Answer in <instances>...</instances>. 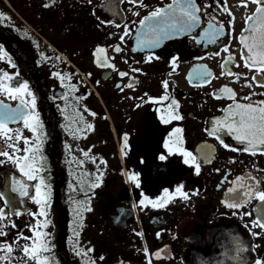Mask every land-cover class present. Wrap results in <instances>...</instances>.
<instances>
[{
	"label": "flooded vegetation",
	"instance_id": "1",
	"mask_svg": "<svg viewBox=\"0 0 264 264\" xmlns=\"http://www.w3.org/2000/svg\"><path fill=\"white\" fill-rule=\"evenodd\" d=\"M171 2L0 0V84L26 83L36 105L24 111L38 115L42 124L34 133L23 120L6 121L9 136L19 132L21 138L5 142L0 136V150L13 157L0 155V230L6 233L0 245L14 249L0 264H35L22 248L32 246L37 233L47 234L45 255L51 264L264 261V228L253 226L264 223V202L243 196L264 191V148L252 155L226 129L209 134L217 120L228 116L229 105L235 110L236 103L264 100V81L252 79L257 73L244 66L247 50L240 42L241 35H252L245 29L253 23L247 17L256 5L196 0L201 11L194 31L139 48L138 35L154 38L140 20ZM224 4L231 17L221 10ZM221 24L224 35L212 42L209 25ZM225 46L228 52L222 51ZM97 48L105 49L99 64ZM0 103L7 106L0 107V119L22 107L19 98L3 91ZM177 112L182 119H170ZM217 136L241 150L226 149ZM177 147L196 157L198 174ZM27 148L33 149L39 169L34 180L13 162L33 155ZM41 179V193H49L46 215L36 203ZM21 185L27 196L20 194ZM232 203L242 206L229 207Z\"/></svg>",
	"mask_w": 264,
	"mask_h": 264
},
{
	"label": "snow or ice",
	"instance_id": "2",
	"mask_svg": "<svg viewBox=\"0 0 264 264\" xmlns=\"http://www.w3.org/2000/svg\"><path fill=\"white\" fill-rule=\"evenodd\" d=\"M89 3H91V0H88ZM129 3L136 4L137 0H128ZM255 4L256 9L255 13L251 16L247 17L248 21H252L253 23L248 29H245V31H250L252 33L251 36H244L241 35L240 42L244 46V48L247 50V55L244 56L242 53V57L244 59V66L254 68L256 70L257 75L254 76L252 79L254 81H264V0H242V6L247 7L248 4ZM47 6V5H46ZM141 6H143L141 4ZM221 10L223 12H226L229 17L232 16V13L228 10V7L226 4L221 6ZM201 11V8L197 6L196 0H172L171 3H169L164 8H157L150 12V14L143 19L140 20V25L143 28L146 23L148 27V31L153 34L154 38L152 39H141L140 36H137V44L139 48L144 47H156L160 44V41L162 38H173L175 35H179L181 33L187 34L192 31H194L200 24V16L198 13ZM134 15H139V13H133ZM0 18H3L2 15H0ZM150 22V23H149ZM101 23H105L104 21H101ZM210 29H213V36H212V42H215L216 38L219 36L224 35V26L221 24L218 28H213L212 25H209ZM208 33L206 32L205 35ZM129 35L128 30L126 29L124 32V36ZM124 36L121 37V40H123ZM116 52H120L121 48L116 47ZM222 51L228 52L229 48L225 46ZM105 53L104 48H97L95 55L97 56V63H100V57L102 54ZM6 55V53H5ZM216 55H219V53H216ZM153 59L152 56L148 57V61L150 62ZM229 60H231V57H229ZM106 63V62H105ZM172 65L175 67L177 63V59L174 58L172 60ZM228 61H225V65H227ZM108 67H113L111 64H107ZM138 71V70H137ZM90 75V74H89ZM121 76L127 75V73H120ZM5 79H11L7 74H5ZM131 87V85H128ZM251 87V85H248ZM262 86H264V83H262ZM163 87L165 89L168 88V82H163ZM0 91L6 92L9 95V98L11 99H20L22 107L20 109L15 110L14 112L6 113L3 119H0V136H3L5 139V142L8 140H14L18 141L21 138V135L19 132L15 134V136H9V129L7 127L6 121H16V120H23L24 127L28 128L32 132H38L42 129V124L39 120L38 115L33 116L30 114H26L24 109H35L36 100L35 97L32 95V93L28 90V85L22 84L19 87L16 88H10L7 86H4L3 84H0ZM224 92L229 93L230 99H235V94L232 92L231 89L224 88ZM32 97L30 103L29 101L25 100L24 96ZM261 95H264V93H261ZM164 99H168V97H164ZM245 100H251V97H244ZM171 104L176 106L178 108V104L175 100L171 101ZM0 107H7L6 105H3L0 103ZM235 110H233V105H229L228 109L226 110L228 112V116L224 118L223 121L217 120L216 125L218 127H214L212 131L209 133L210 135H215L216 133L226 129V134L232 135L234 139L240 143H244L247 146L243 148L242 150L245 152H249L252 155L256 154V150L258 148H264V100H261L256 103H236L234 106ZM161 119H164V117H161ZM170 119L179 120L182 119V117L177 113L170 114ZM165 123H168V119H164ZM88 128H91L92 125H88ZM181 129H176L177 133H180ZM221 145L225 147L226 149H229L231 151H240L241 149L237 148H230L228 144L224 142V140L220 137H216ZM39 140L40 138L37 137ZM126 141V137H125ZM25 143H28L27 140H25ZM177 145L179 144V141H175ZM126 146V145H125ZM167 146V145H166ZM9 148H14L15 144H8ZM19 151V149H16ZM39 148L37 147L36 151H38ZM25 152L33 153V155H25L22 160L20 158H16L13 162L20 166L21 172L27 176L29 180L36 179V173L39 171V169L36 167L35 163V155L34 151L31 148L24 149ZM172 149L169 147V152L171 153ZM177 151L181 153L185 157L184 163L195 166L197 174L200 171L199 164L196 162V157L192 155L190 152L184 151L182 148L177 147ZM261 154H264V151H262ZM0 155L7 157L9 160H13V157L10 155L9 152L0 150ZM87 155V153H85ZM165 156H160V159H165ZM2 163V161H0ZM27 169V170H26ZM129 180L136 181L137 177L135 176H129ZM41 185H44V180H40V185H37L36 192L37 196L41 197L40 199H36V203L41 204V215H46V212L44 211L45 207L50 206L48 197L49 193L45 191L44 193H41ZM98 184H93L92 187H98ZM137 186L139 184L137 183ZM46 187V186H45ZM21 188L23 189L21 191L22 196H27L28 192L27 189L21 185ZM180 189H177V192H179ZM235 189H229V192H234ZM167 195V193H166ZM183 195V194H182ZM243 196L247 198H256L257 200L264 202V191H245L243 192ZM184 198L186 199L187 196L185 195ZM143 203V202H142ZM148 203H152L153 206H157L154 202L149 201ZM159 206H164L163 203H161ZM229 207L238 208L241 207V203H232L228 205ZM89 211L91 209H88ZM19 215V213H17ZM3 216V213L0 212V217ZM47 224V221L45 222V226ZM254 227H260L264 228V223H261L259 221L254 222ZM79 235V233H76ZM6 233H4L2 230H0V236H4ZM46 233H37L36 239L33 241L32 246H24L22 248V252L24 253V256L29 261H34L35 264H51L49 258L45 253L49 251L47 241L45 239ZM25 239H31V238H25ZM14 251L13 247L10 244H2L0 245V252L5 253V255L0 256V260H3L7 262L10 259V254ZM80 253L77 252V255ZM159 255V253H157ZM103 259V257H101ZM256 264H264V261L257 260Z\"/></svg>",
	"mask_w": 264,
	"mask_h": 264
}]
</instances>
